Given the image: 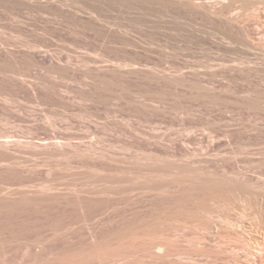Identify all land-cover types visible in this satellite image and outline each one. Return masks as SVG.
Returning a JSON list of instances; mask_svg holds the SVG:
<instances>
[{"label": "rangeland", "instance_id": "rangeland-1", "mask_svg": "<svg viewBox=\"0 0 264 264\" xmlns=\"http://www.w3.org/2000/svg\"><path fill=\"white\" fill-rule=\"evenodd\" d=\"M36 1L0 0V264H264V201L256 199L264 190L263 21L251 23L247 1L210 0L244 19L232 30L187 0L184 10L172 0V9L158 0H83V13ZM93 16L124 33L104 32ZM243 25L259 38L252 67L263 77L244 71ZM118 185L129 186L132 205L115 204ZM162 185L169 191L155 195ZM217 194L237 204H220ZM174 200L183 209L176 216Z\"/></svg>", "mask_w": 264, "mask_h": 264}, {"label": "bare ground", "instance_id": "bare-ground-1", "mask_svg": "<svg viewBox=\"0 0 264 264\" xmlns=\"http://www.w3.org/2000/svg\"><path fill=\"white\" fill-rule=\"evenodd\" d=\"M1 1H3V0H1ZM8 1H10V0H8ZM14 1L17 2L18 0H14ZM14 1L11 0V3H12L13 5H14ZM20 1H21V0H19V2H20ZM32 1H33V0H22V4H23V5H26V6H27V5H28V6H29V5H35V4H33L35 0L33 1V3H32ZM39 1H40V0H39ZM39 1H38V2H39ZM81 1H83V0H63V1H62V0H59L60 3H58L57 1H54V0H46V1L41 0V2H39V4L37 3V1H36V3H37L38 5H41V7L44 6V7H46V8H49L50 10H51L52 8H54V5H55V4H56V5L58 4V7H59V8H60V7H63V11H64V10H65V9H64L65 6H66V8H67V6H69V7L71 6L72 8H71V7H70V8H71L72 10H73V7H74V9H76V10H80V9H82L81 6L84 7V4H81V3H82ZM89 1H90V0H89ZM92 1H93V0H91L90 3L93 4ZM94 1L97 2V1H101V0H94ZM106 1H107V0H106ZM130 1H131V0H130ZM141 1H144V2H145V0H141ZM146 1H147V0H146ZM153 1H154V0H153ZM156 1H157V0H156ZM175 1H176V2H174V1L172 0V2L174 3V5L177 3V4H179V6H181V8L184 6V3L186 2V0H175ZM188 1H190V3H191L190 6H191V7H194V8L192 9V11H193V10L195 11V9H198V10H201V9H202V10H204L206 13H208V14H206L207 16H210V15H212L213 17L216 16V17H218L219 19L216 18V17H215V19H218V20L221 19V20L223 21L224 24L226 23L227 26H228V25H232V27H233V26H234V27H235V26H238V23H241V21L244 20V19H242V20H240V22H239V18L237 17V16H238L237 13H235V11H234V13H235L236 15L233 13V8H232V9L230 8V9L228 10L227 7H226V8L223 7V9L225 8V10H224L225 12H223V9L219 6L221 9L219 8L220 10H218V6H216L217 8L215 7V5H217V3H215V5L212 6V2H213V0H211L212 2H211L210 0H209V1H208V0H207V1H206V0H203V1H202V0H201V1H200V0H187V2L185 3L186 6L188 5V4H187ZM197 1H198V2H197ZM230 1H231V0H230ZM237 1H238V0H237ZM240 1H241V0H240ZM242 1H244V0H242ZM246 1H247V2H246ZM246 1H244V2L247 3V7H246L247 11H245V12H249V14L246 13V15H247V16L249 15L250 17H249V16H248V17H249V18H252V19L250 20V21H252L251 23L254 25V23H256V20H258L259 22H262V21H263V22H262L263 24L260 25L261 27L259 28V32L257 31V33H256V32H255V33L257 34V36L260 35V37H259L260 40H258L259 38H256L258 41H260V43H259L258 45H259V46H260V44L264 45V44H263V43H264V42H263V41H264V8H263V6H264V0H246ZM19 2H17V3H19ZM55 2H57V3H55ZM101 2H102V1H101ZM104 2H105V1H104ZM111 2H112V1H111ZM131 2H132V1H131ZM137 2H138V1H137ZM139 2H140V1H139ZM139 2H138V3H139ZM158 2H160V3H161V2H164V4H166L165 2H168V3H169V1H167V0H166V1L158 0ZM158 2H157V3H158ZM170 2H171V0H170ZM214 2H216V1H214ZM214 2H213V4H214ZM235 2H236V0H235ZM11 3H10V4H11ZM17 3H16V4H17ZM24 3H25V4H24ZM85 3H86V5L89 4V2H87V0H86ZM102 3H103V2H102ZM102 3H101V4H102ZM146 3H147V2H146ZM148 3H149V2H148ZM151 3H152V1H151ZM154 3H155V2H154ZM157 3H155V4H157ZM160 3H159V4H160ZM173 3H172V4H173ZM225 3H226V2H225ZM225 3H224V4H225ZM231 3H232V1L230 2V4H231ZM233 3H234V2H233ZM246 3H245V5H246ZM8 4H9V2H8ZM16 4H15V5H16ZM19 4H20V3H19ZM19 4H18V5H19ZM22 4H20V5H22ZM98 4H100V3L97 2L96 5H98ZM142 4H143V3H142ZM169 4L171 5V3H169ZM169 4H166V5L169 6ZM220 4H221V3H220ZM230 4H228V7H229V6H230V7L232 6V5H230ZM3 5H4V2H3ZM15 5H14L13 7H15ZM56 5H55V7H57ZM94 5H95V4H94ZM130 5H131V4H130ZM218 5H219V4H218ZM221 5H223V4H221ZM260 5H263V6H260ZM6 6H7V5H6ZM6 6H5V7H6ZM36 6H37V5H36ZM89 6H90V4H89ZM89 6L87 5V7H89ZM128 6H129V5H128ZM132 6H133V5H132ZM139 6H140V5H139ZM150 6H151V5H149V6L146 5V7H148V9L150 8ZM157 6H158V5H157ZM159 6H160V5H159ZM163 6H164V5H163ZM172 6H173V5H172ZM186 6H185V7H186ZM190 6L188 5V7H190ZM224 6H225V5H224ZM226 6H227V4H226ZM0 7H1V6H0ZM8 7H9V6H8ZM16 7H17V6H16ZM18 7H19V6H18ZM20 7H21V6H20ZM29 7H34V6H29ZM37 7H38V6H37ZM44 7H43V8H44ZM51 7H52V8H51ZM85 7H86V6H85ZM94 7H96V6H94ZM103 7L105 8V6L103 5V6L101 7V9H102ZM143 7H144V6H143ZM161 7H162V6H161ZM166 7H167V6H166ZM170 7H171V6H169V8H170ZM175 7H176V6H175ZM232 7H233V6H232ZM24 8H25V6H24ZM39 8H40V6H39L37 9L40 10V11H42V8H41V9H39ZM46 8H44V9H46ZM154 8H156V5L154 6ZM159 8H160V7H159ZM172 8H174V7H171L170 9H172ZM181 8H180V9H181ZM1 9H3V8H1ZM9 9H10V7H9ZM12 9H13V8H12ZM18 9H19V8H18ZM31 9H32V8H30V10H31ZM34 9H35V8H34ZM34 9H32V11H33ZM37 9H35V10H37ZM49 9H48V10H49ZM56 9L58 10V8H56ZM85 9H88V11H89L90 8H85ZM92 9H93V8L91 7L90 11H91ZM105 9H106V8H105ZM139 9H140V8H139ZM141 9H142V8H141ZM144 9H146V8H144ZM161 9H163V8H161ZM177 9H178V11L180 10L179 7H178V8L176 7V10H177ZM182 9H183V8H182ZM182 9H181V11H183L185 8H184L183 10H182ZM186 9H187V8H186ZM190 9H191V8H190ZM244 9H245V8H244ZM5 10H7V8H6ZM21 10H22V8H21ZM21 10H20V11H21ZM35 10H34L33 12H35ZM54 10H55V8H54ZM60 10H61V9H60ZM60 10H58V11H60ZM67 10H68V8H67ZM76 10H73V11H76ZM83 10H84V8H83ZM83 10H82V11L80 10V11L83 13ZM98 10H100V9H98ZM98 10H95V11H98ZM103 10H104V9H103ZM198 10H196V11H198ZM202 10L199 11L198 13H202V12H203V15H205L204 11H202ZM235 10H236V9H235ZM237 10H238V9H237ZM15 11H16V10H15ZM18 11H19V10H18ZM43 11H44V10H43ZM52 11H53V10H52ZM58 11H56V12H54V13H57ZM61 11H62V10H61ZM63 11H62V12H63ZM80 11H78L79 14H80ZM85 11H86V10H85ZM90 11H89V12H90ZM143 11H144V10H143ZM143 11H142V12H143ZM145 11H146V10H145ZM145 11H144V12H145ZM172 11H173V10H172ZM174 11H175V9H174ZM174 11H173V12H174ZM181 11H180V12H181ZM189 11H190V10H189ZM13 12H14V11H13ZM13 12H12V13H13ZM16 12H17V11H16ZM29 12H31V11H29ZM62 12H61L60 14H64V13H62ZM76 12H77V11H76ZM76 12H75V13H76ZM100 12H101V10H100ZM180 12H178V13L180 14ZM183 12H184V11H183ZM238 12H239V11H238ZM0 13H1V12H0ZM10 13H11V12H10ZM18 13H19V12H18ZM20 13H21V12H20ZM20 13H19V14H20ZM22 13H24V12H22ZM27 13H28V12H27ZM27 13H26V14H27ZM35 13H36V12H35ZM38 13H40V12H38ZM50 13H51V12H50ZM84 13H85V12H84ZM136 13H137V12H136ZM145 13H146V12H145ZM181 13H182V12H181ZM194 13H195V12H194ZM194 13H192V14H194ZM232 13H233V14H232ZM3 14H5V13H3ZM13 14H14V13H13ZM26 14H25V15H26ZM28 14H29V13H28ZM46 14H47V13H46ZM48 14H49V13H48ZM66 14H67V13H66ZM69 14L71 15L72 13H69ZM73 14H74V13H73ZM76 14H77V13H76ZM88 14H89V13H88ZM91 14H92V12H91ZM96 14H97V13H96ZM174 14H175V13H174ZM189 14H191V13L189 12ZM209 14H210V15H209ZM244 14H245V13H244ZM6 15H8V14H6ZM16 15H17V14H16ZM16 15H15V16H16ZM32 15H33V14H32ZM36 15H37V14H36ZM55 15H56V14H55ZM74 15H75V14H74ZM93 15L95 16V14H93ZM97 15H98V14H97ZM170 15H171V14H170ZM200 15H201V14H200ZM26 16H27V15H26ZM34 16H35V15H34ZM37 16H38V15H37ZM39 16H40V15H39ZM41 16H43V15H41ZM57 16H58V14H57ZM62 16H63V15H62ZM62 16H61V17H62ZM65 16H66V15H65ZM65 16H64V17H65ZM75 16H76V15H75ZM90 16H92V15H90ZM94 16H93V19L96 18L95 23H97L98 21H100V20H97V17L94 18ZM98 16H99V15H98ZM160 16H161V15H160ZM162 16H164V15H162ZM171 16H173V15H171ZM174 16H175V15H174ZM176 16H177V15H176ZM197 16H198V15H197ZM212 16H210V18H211ZM239 16H241L240 13H239ZM244 16H245V15H244ZM11 17H12V16H11ZM29 17H31V16H29ZM45 17H46V16H45ZM58 17H60V16H58ZM66 17H67V16H66ZM68 17H69V16H68ZM73 17H74V16H73ZM73 17H72L71 19H73ZM80 17H81V16H80ZM179 17H180V16H179ZM12 18H13V17H12ZM20 18H21V17H20ZM25 18H26V17H25ZM39 18H40V17H39ZM78 18H79V17H78ZM175 18H176V17H175ZM208 18H209V17H208ZM240 18H241V17H240ZM249 18H248V19H249ZM254 18L256 19L255 22L253 21ZM64 19H65V18H64ZM90 19L92 20V17H90ZM102 19H104V18H102ZM102 19H101V20H102ZM12 20H13V19H12ZM21 20H22V19H21ZM62 20H63V19H62ZM82 20H83V19H82ZM261 20H262V21H261ZM13 21H14V20H13ZM69 21H72V20H69ZM79 21H80V20H79ZM210 21H211V19H210ZM248 21H249V20H248ZM248 21H247V22H248ZM15 22H16V21H15ZM19 22H20V21H19ZM23 22H24V21H23ZM67 22H68V20H67ZM75 22H76V20H75ZM93 22H94V21H92V23H93ZM103 22H104V21H103ZM107 22H108V21H107ZM111 22H112V21H111ZM111 22H110V24H112ZM213 22H214V21H213ZM244 22H246V21H243V23H244ZM253 22H254V23H253ZM21 23H22V22H21ZM77 23L79 24V22H77ZM77 23H76V24H77ZM95 23H94V24H95ZM100 23H101V21L99 22L98 26H97L96 24H95V25L99 28ZM220 23H221V22H220ZM223 23H221V24L223 25ZM248 23H249V22H248ZM251 23H250V24H251ZM71 24H72V22H71ZM73 24H75V23L73 22ZM94 24H92V25H94ZM107 24H108V23H107ZM114 24H115V23H114ZM241 24H242V23H241ZM244 24H245V23H244ZM252 24H251V25H252ZM259 24H261V23H259ZM102 25H103V24L100 25L101 28H99V29H102V28H103V29H104V28H108V25H109V24L107 25V27L105 26V25H106L105 23H104V26H105V27H102ZM116 25H118V24L116 23ZM215 25H218V24H215ZM239 25H240V24H239ZM245 25H246V24H245ZM71 26H72V25H71ZM109 26H111V25H109ZM113 26L115 27V25H113ZM227 26H226V27H227ZM247 26H248V25H247ZM258 26H259L258 24H257V26H256V24H255V26H253V27H255V28L257 29ZM92 27H93V26H92ZM94 27H95V26H94ZM111 27H112V26H111ZM114 27H112V32H114V29H113ZM118 27H119V28H118V29H119L118 31H121V32L124 33V30L120 27V25H119ZM218 27H219V26H218ZM229 27H230V26H228L227 28H229ZM234 27H233V28H234ZM238 27H239V26H238ZM243 27H244V25L242 26V28H243ZM249 27H250V25H249ZM249 27H248V28L244 27V28L247 29V30L245 29V30H246L245 33H244V31L242 30V28H241L243 36H244V34H245V39H246V41H244V42H245V47H246L245 49L247 50L246 53H247V55H248V56L246 57L247 59L244 57V59H245L246 62H244V60H242V61H243L244 63H247V61H248V63H249V65H248L247 68L244 69V68H243L244 66L241 67V68H243L244 71H245L246 69L248 70V68H249L250 71H248V72H253V71L256 72V70H257V73H258L259 71L262 72L261 69L257 68V69L254 70L253 67H254L256 64L253 65V67H252V64L254 63V62L252 63V61H256V60H255V59H256L255 57L258 56V55H257V51H256V52L254 51V50L257 48V46H258V45L256 46V44H257L258 41H254V40H256V39H254V37H253V35H255V33L252 34L253 31L249 30V31H251V32H248V29H252V27H250V28H249ZM116 28H117V27H116ZM128 28H129V27H128ZM156 28H157V27H156ZM175 28H176V27H175ZM230 28H231V27H230ZM233 28H231V30H232ZM255 28H253V30H255ZM71 29H72V28H71ZM94 29H95V28H94ZM160 29H161V27H160ZM169 29H170V28H169ZM171 29H172V28H171ZM109 30H110V29H109ZM115 30H116V29H115ZM127 30H128V29H127ZM158 30H159V29H158ZM224 30H225V29H224ZM234 30H236V29H234ZM238 30H240V29H238ZM238 30H237V31H238ZM101 31H102V30H101ZM106 31H108V30H106ZM116 31H117V30H116ZM116 31H115V32H116ZM118 31H117V32H118ZM169 31H170V30H169ZM176 31H177V30H176ZM225 31L228 33L227 30H225ZM255 31H256V30H255ZM104 32H105V29H104ZM112 32H111V31H110V32L108 31L107 34H106V33H105V34H106V35H109L108 33L111 34ZM115 32H114V33H115ZM117 32H116V34H117ZM125 32L127 33V32H129V31H125ZM229 32H230V31H229ZM233 32H234V31H233ZM235 32H236V31H235ZM118 33H120V32H118ZM130 33H131V32H130ZM237 33H240V32H237ZM258 33H259V35H258ZM225 34H226V33H225ZM231 34H232V33H231ZM235 34H236V33H235ZM232 35H233V37L237 36V35L234 36V34H232ZM255 36H256V35H255ZM257 36H256V37H257ZM237 37H238V36H237ZM239 37H240V38H239ZM239 37H238L239 39L242 38L241 35H240ZM232 39H233V38H232ZM236 39H237V38H236ZM240 41H242V40H240ZM232 43H233V42H232ZM235 43H239V41H236ZM235 43H234V44H235ZM239 44H240V43H239ZM239 44H236V45L239 46ZM241 44H242V43H241ZM241 44H240V45H241ZM242 45H243V44H242ZM33 46H34V44H33ZM28 47H29V46H28ZM36 47H37V46H36ZM38 47H39V46H38ZM243 47H244V46H242V49H243ZM260 47H261V46H260ZM262 47H263V46H262ZM33 48H35V47H33ZM233 48H235V47H233ZM239 48H240V47H238V51H239ZM263 48H264V47H263ZM263 48L261 49L262 51H263ZM36 49H37V48H36ZM36 49H35V50H36ZM235 49H236V48H235ZM242 49H241V50H242ZM245 49H243V50H245ZM257 49H258V48H257ZM33 50H34V49H33ZM35 50H34V51H35ZM236 50H237V49H236ZM243 50H242V51H243ZM261 50H260L259 52H261ZM259 52H258V54H259ZM237 53H238V52H237ZM241 54H242V53H241ZM243 54H244V53H243ZM237 55H238V54H237ZM261 55H262V54H261ZM261 55H260V56H261ZM241 56H242V55H241ZM241 56H239V57H241ZM260 56H259V57H260ZM262 58H263V57H262ZM253 59H254V60H253ZM44 60H46V57L44 58ZM239 60H240V59H239ZM263 60H264V59H263ZM263 60H262V61H263ZM240 61H241V60H240ZM240 61H239V62H240ZM260 61H261V60H260ZM233 62H234V61H233ZM237 63H238V62H237ZM244 63H243V64H244ZM256 63H257V62H256ZM260 63H262V62H260ZM260 63H259V64H260ZM235 64H236V62H235ZM240 64H241V62H240ZM259 64H258V65H259ZM232 65H234V64H232ZM238 65H239V64L235 65V66H234V69H235V68L237 69ZM262 65H263V64H262ZM225 66L227 67L228 65H225ZM236 66H237V67H236ZM246 66H247V65H246ZM246 66H245V67H246ZM259 66H260V65H259ZM228 67H229V66H228ZM228 67H227V68H228ZM231 67H232V66H231ZM255 67H256V66H255ZM257 67H258V66H257ZM261 67L263 68V66H261ZM261 67H260V68H261ZM223 68H224V66H223ZM252 68H253V69H252ZM229 69H230V68H229ZM236 69H235V70H236ZM243 69H242V70H243ZM258 69H259V70H258ZM263 69H264V68H263ZM225 70H226V68H225ZM227 70H228V69H227ZM231 70H232V69H231ZM231 70H229V71L231 72ZM247 70H246V71H247ZM238 71H239V70H238ZM238 71H237V72H238ZM263 71H264V70H263ZM239 72H240V75H241V71H239ZM254 72H253V73H254ZM260 72H259V73H260ZM253 73H252V74H253ZM257 73H255V74L258 75ZM261 74H263V73H260V75H261ZM245 75H246V73H245ZM248 75L250 76L251 73L248 74ZM242 76H243V75H242ZM251 76H252V75H251ZM251 76H250V77H251ZM258 76H259V75H258ZM261 76H262V75H261ZM244 77H245V76H244ZM250 77H249V78H250ZM256 77H257V76H256ZM262 77H263V76H262ZM262 77H261V78H262ZM247 78H248V77H247ZM253 78H254V77H253ZM251 79H252V78H251ZM259 79H260V78H259ZM246 80H247V79H246ZM248 80H249V79H248ZM258 81H259V80H258ZM261 81H262V80H261ZM257 85H258V84H257ZM258 86H259V85H258ZM255 87H256V86H255ZM256 88H258V87H256ZM256 88H255V89H256ZM255 93L258 94L256 91H255ZM262 93H263V92H261V94H262ZM262 95H263V94H262ZM253 96H256V95H253ZM258 96H259V94H258ZM263 96H264V95H263ZM256 97H257V96H256ZM256 97H254V98L256 99ZM259 97H260V96H259ZM259 97H258V98H259ZM251 98H252V97H251ZM263 98H264V97H263ZM247 99H248V98H247ZM248 100H250V99H248ZM253 101H254V100H253ZM258 101H260V100H258ZM263 101H264V100H263ZM257 105H258V104H257ZM259 105H260V104H259ZM252 106H253V105H252ZM255 106H256V105H255ZM254 108H255V107H254ZM258 108H259V107H258ZM262 109H263V108H262ZM259 110H260V109H259ZM257 111H258V110H257ZM262 149H263V148H262ZM245 151H246V150H245ZM252 151L254 152V150H252ZM252 151H251V152H252ZM261 151H262V150H261ZM261 151H260V152H261ZM253 152H252V153H253ZM256 152H257V150H256ZM260 152H259V153H260ZM244 154H246V153H244ZM247 154H248V153H247ZM247 156H248V155H247ZM254 156H255V155H254ZM259 161H260V160H259ZM249 162H250V161H249ZM253 163H255V162H253ZM260 163L262 164V162H260ZM255 164H256V163H255ZM261 164H260V165H261ZM252 165H254V164H252ZM258 165H259V164H258ZM255 167H256V165H255ZM257 167H258V166H257ZM252 168H253V167H252ZM233 173H234V172H233ZM237 174H238V173H237ZM233 175H235V174H233ZM240 177H241V176H240ZM262 178H263V177H262ZM238 179H239V178H238ZM242 180H243V177H242ZM233 181H235V180H233ZM209 183H210V182H209ZM165 184H166V183H165ZM167 184H168V183H167ZM167 184H166V185H167ZM172 184H173V183H172ZM211 184H213V183L211 182ZM236 184H237V183H236ZM238 184H239V182H238ZM159 185H160V184H159ZM208 185H209V184H208ZM121 186H123V185H120V186L118 185V188H115L114 191H115V190H116V191H117V190H120L119 192H118V191H117V192L115 191V192L118 194V193L121 192V189H119V187L122 188V192L120 193L122 196L119 195V194H118V195L123 199L121 202L125 201L126 204H127V201H126L127 198H129L128 201H131V200H132L130 197H127V196H131V195H129V194L127 193V192H129V191H128V187H129V186H123V187H127V188H123V187H121ZM152 186L154 187V185H152ZM152 186L147 187V189H149V190H147L146 192H148V191L150 192V193H149V196H150V194L153 195L154 192H155V195H156V194H157V191H159L161 194H162V193H165V194H166V191L168 190V189H167L168 186L165 188V186L163 187V185H162L163 188L157 186L156 191L152 192V191H150V189H151ZM169 186H170V185H169ZM171 186H172V185H171ZM171 186H170V188H171ZM238 186H241V185L239 184ZM238 186H237V187H238ZM260 186H261V185H260ZM262 186H263V185H262ZM131 187H132L131 189H134V191L136 190V192H137V190H138L137 188H134L133 186H131ZM153 187H152V188H153ZM158 187H159V188H158ZM207 187H211V186H207ZM212 187H213V185H212ZM214 187H215V186H214ZM214 187H213V188H214ZM251 187H252V186H251ZM144 188H146V187H143L142 189H144ZM154 188H155V187H154ZM216 188H217V187H216ZM216 188H215V189H216ZM224 188H225V187H224ZM238 188H239V187H238ZM253 188H254V187H253ZM256 188H257V187H256ZM256 188H255V189H256ZM263 188H264V186H263ZM126 189H127V191H126ZM131 189L129 188V190H131ZM215 189H213V190H211V191L214 193V191H215V192L217 191V190H215ZM217 189H218V190H219V189L221 190V189H223V188H217ZM258 189H259V187H258ZM258 189H256V190L258 191ZM140 190H141V189H140ZM140 190H138V191H140ZM145 190H146V189H145ZM145 190H144V191H145ZM152 190H153V189H152ZM239 190H240V189H239ZM261 190H262V189H261ZM124 191H125V192H124ZM131 191H132V190H131ZM168 191H169V190H168ZM241 191H242V190H241ZM243 191H245V190H243ZM259 191H260V190H259ZM262 191H264V190H262ZM262 191H260L259 194H258V193L256 194V199H257L258 197H262V200L264 201V199H263V197H264V192H262ZM112 192H113V191H112ZM112 192H111V193H112ZM115 192H114V194H115ZM146 192H145V194H146ZM151 192H152V193H151ZM159 192H158L157 196H158V195L160 196ZM207 192H208V191H206V194H209V193H207ZM212 192H210V194H211ZM222 192H223V191H222ZM126 193H127V194H126ZM130 193L133 194V192H130ZM168 193H169V192H167V196H168L169 194H171L172 192H170L169 194H168ZM213 193H212V194H213ZM216 193H217V192H216ZM218 193H219V192H218ZM236 193H237V192L234 193L235 196H237V195H241V194H242L243 196H245L244 198H247L246 195H244L245 192H243V193L241 192V194H238V193H240V192H238L237 195H236ZM138 194H139L140 196H143V195H144L143 192L141 193V191H140V193H138ZM141 194H143V195H141ZM165 194H164V196H165ZM201 194H203V193H201ZM222 194H223V193H222ZM245 194H246V193H245ZM105 195H106V194H105ZM108 195H111V194L109 193ZM112 195H113V193H112ZM112 195H111V197H110V196H108V197H110V199H111V198H112ZM118 195L115 194V196L113 195V197H116V196H118ZM146 195H148V194H146ZM197 195H198V193H197ZM213 195L216 196V194H213ZM219 195H220V194H219ZM219 195L217 194V198H218L219 201H220V199H221L222 196L220 195L221 197L219 198V197H218ZM242 195H241V196H237L236 199H237L238 197L241 198ZM248 195H249V194H248ZM106 196H107V195H106ZM132 196H136V195H132ZM162 196H163V194H162ZM170 196H172V194H171ZM191 196H192V195H191ZM198 196H199V195H198ZM201 196H202V195H201ZM208 196H209V195H208ZM210 196H212V195H210ZM232 196H233V195H232ZM235 196L231 197V198L233 199V201H234V199H235V198H234ZM250 196H251V195H250ZM120 197H116V198H117V199L119 198V199L121 200ZM136 197H138V196H136ZM176 197H177V199H178V196H176ZM179 197H180V196H179ZM181 197H182V196H181ZM224 197H225V196H223V199H222V200H223L224 202H226L227 198H229L230 196H228V197L226 196V197H227L226 200H225ZM252 197H253V196H252ZM252 197H251V198H252ZM254 197H255V195H254ZM116 198L111 199L110 202H112V201H113L114 199H116ZM133 198H134V197H133ZM142 198H143V197H142ZM150 198H151V197H150ZM152 198H153V197H152ZM165 198H166V197H165ZM169 198H170V197L168 196L167 199L169 200ZM173 198H174V197L172 196V199H173ZM183 198H184V197H183ZM188 198H189V197H188ZM193 198H194V196H193ZM193 198H192V199H193ZM200 198H201V197H200ZM204 198H205V197H204ZM207 198H210V197H207ZM214 198H215V197L213 196V199H214ZM244 198H242V200H243ZM249 198H250V197H248L247 199L249 200ZM137 199H138V198H136V200H137ZM145 199H146V197H145ZM157 199H158V197H157ZM175 199H176V198H175ZM177 199H176V200H177ZM192 199H190V200H192ZM213 199H212V200H213ZM215 199H216V198H215ZM215 199H214V200H215ZM232 199H231V200H232ZM238 199H239V198H238ZM247 199H246V200H247ZM120 200H119V201H120ZM134 200H135V198H134ZM139 200H140V199H139ZM162 200H163V198H162ZM187 200H189V199H187ZM212 200L209 199V201H211V202H212ZM214 200H213V201H214ZM222 200H221V201H222ZM231 200L229 199L230 203H231ZM260 200H261V199H260ZM119 201L115 200V204H118V203H119V206H120V205H121V206H122V205H125L124 202H123V204H121V202H119ZM132 201H133V200H132ZM132 201H131V202H132ZM141 201H143V199H142ZM146 201H147V200H146ZM149 201H150V200H148V203H149ZM152 201H153V199L151 200V202H152ZM159 201H160V199H159ZM164 201H165V200H164ZM164 201H163V203H164ZM174 201H175V200H174ZM179 201H180V200H179ZM184 201H186V200H184ZM194 201H195V200H194ZM196 201H197V199H196ZM198 201H199V200H198ZM206 201H208V200L206 199ZM206 201L203 200L202 202H205V203H206ZM209 201L207 202V205H208ZM215 201H216V200H215ZM219 201H218V202H219ZM221 201H220V202H221ZM223 201H222V202H223ZM229 201L227 200L228 204H229ZM237 201H239V200H237ZM244 201H245V200H244ZM244 201H243V202H244ZM253 201H254V200H253ZM257 201H259V199H258ZM108 202H109V201H108ZM116 202H117V203H116ZM133 202H134V201H133ZM137 202H138V201H136V203H134V205H136ZM139 202H140V201H139ZM139 202H138V203H139ZM153 202H156V201H153ZM165 202H166V201H165ZM169 202H170V201H169ZM169 202H168V203H169ZM171 202H172V204H173V201H172V200H171ZM171 202H170V203H171ZM175 202H176V201H175ZM175 202H174V204H175ZM192 202H193V201H192ZM200 202H201V200H200ZM220 202H219V203H220ZM222 202H221L220 204H223V203H224V202H223V203H222ZM241 202H242V201H241ZM113 203H114V201H113ZM113 203H112V204H113ZM157 203H158V202H157ZM176 203H177V202H176ZM178 203H179V202H178ZM178 203H177V204H178ZM182 203H183V202H182ZM184 203H186V202H184ZM184 203H183V204H184ZM189 203H190V202H189ZM234 203H236V202L234 201ZM255 203H256V201H255ZM255 203H254V206H253V207H257V203H256V204H255ZM129 204L132 205V203L128 202L127 206H128ZM143 204H144V203H143ZM151 204L153 205V204H155V203H151ZM161 204H162V202H161ZM164 204H165V203H164ZM186 204H187V203H186ZM190 204H191V203H190ZM195 204H196V203H194V204H192V205H195ZM197 204H198V202H197ZM199 204L202 205L201 208H203V209H204V207H206V208L208 207L206 204H204L205 206H204L202 203H199ZM212 204H213V203H212ZM216 204H217V201H216ZM236 204H237V203H236ZM236 204H235V205H236ZM258 204H259V202H258ZM263 204H264V202H263ZM263 204H262V205H263ZM113 205H114V204H113ZM113 205L109 204V207H110V206H111V208H115V207H117L116 205H115V206H113ZM139 205H140V203H139ZM148 205H149V204H148ZM152 205H151V206H152ZM156 205H157V204H156ZM158 205H159V204H158ZM179 205L182 206V204H180V203H179L177 206H179ZM184 205H185V204H184ZM226 205H227V203L225 204V206H226ZM229 205H230V204H229ZM233 205H234V204H233ZM235 205H234V208H236ZM154 206H155V205H154ZM163 206H164V205H163ZM163 206H162V207H163ZM166 206H167V205H166ZM187 206H188V205H187ZM187 206H186V207H187ZM190 206H191V205H190ZM195 206H196V205H195ZM199 206H200V205H199ZM209 206H210V207H212V206L214 207V205H210V204H209ZM216 206H217V205H216ZM260 206H261V205H260ZM107 207H108V206H107ZM130 207H132V206H130ZM134 207L138 210V207H136V206H134ZM155 207H158V206H155ZM162 207H161V208H162ZM167 207H168V206H167ZM169 207H170V204H169ZM174 207H175V206H174ZM174 207H172V208H174ZM188 207H189V206H188ZM191 207H192V206H191ZM191 207H189V208H191ZM213 207L210 208V209L207 208L208 210L205 209L204 211L207 210V212H209V211H211V209H212V210L214 211V213H216L217 210H218V208H217V210H214ZM217 207H220V206L218 205ZM253 207H252V208H253ZM258 207H259V206H258ZM120 208H121V207H120ZM120 208H119V211H120ZM127 208H128V207H127ZM141 208H142V207H141ZM141 208H140V209H141ZM149 208H150V207H149ZM149 208H148V209H149ZM164 208H165V207H164ZM164 208H163V209H164ZM170 208H171V207H170ZM183 208H184V207H183ZM193 208H195V207H193ZM199 208H200V207H199ZM199 208H198V209H199ZM220 208H221V207H220ZM222 208H223V205H222ZM222 208H221V210H223ZM227 208H228V207H227ZM229 208H230V207H229ZM232 208H233V207H232ZM238 208H239V207H238ZM259 208H260V207H259ZM262 208H263V207H262ZM128 209H129V208H128ZM130 209H134V208H130ZM142 209H143V208H142ZM142 209H141V210H142ZM155 209H157V208H155ZM167 209H168V208H167ZM179 209H180V206H179L178 210H177V208L175 209V210H177V212L175 211V212H176V213H175V216H176L177 213H179V212H181V211L183 210L182 207H181L182 210H179ZM195 209H197V206H196ZM195 209H193V210L195 211ZM198 209H197V210H198ZM203 209H202V210H203ZM256 209H257V208H256ZM107 210H111V209H110V208H108V209H106V210L103 209V211L105 212V214H106V211H107ZM115 210H117V208H115L114 211H115ZM121 210L123 211V208H122ZM124 210H126V209L124 208ZM141 210H140V211H141ZM150 210H151V209H150ZM150 210H149V211H150ZM199 210L201 211V209H199ZM229 210H230V209H229ZM231 210H232V209H231ZM231 210H230V211H231ZM240 210H241V209H240ZM244 210H245V207H244ZM246 210H247V209H246ZM260 210H261V212H262L263 209H260ZM112 211H113V210H112ZM133 211H134V210H133ZM138 211H139V210H138ZM140 211H139V213H140ZM158 211H159V210H158ZM162 211H163V210H162ZM165 211H166V210H165ZM165 211H163V212H165ZM167 211L169 212V209H168ZM167 211H166V212H167ZM170 211H171V210H170ZM184 211H189V209H188V210H184ZM184 211H183V212H184ZM215 211H216V212H215ZM218 211H219V210H218ZM224 211H226V210H224ZM232 211H233V210H232ZM104 212H103V213H104ZM108 212H109V211H108ZM126 212H127V211H126ZM126 212L123 213V214H125V216H126ZM134 212H136V210H135ZM141 212H142V211H141ZM152 212H153V210H152ZM152 212H151V213H152ZM156 212H157V211H156ZM156 212H155V210H154L153 213L156 214ZM172 212H173V209H172ZM197 212H198V211H197ZM197 212H195V213H197ZM202 212H203V211H202ZM202 212H201V213H202ZM207 212H206V213H207ZM220 212H221V211H220ZM243 212H244V211H243ZM245 212H246V211H245ZM247 212H248V211H247ZM261 212H260V214H261ZM109 213H110V212H109ZM109 213H108V214H109ZM117 213H118V211H117ZM120 213H121V211H120ZM144 213H145V212H144ZM147 213H150V212L147 211ZM153 213H152V214H153ZM184 213H185V212H184ZM189 213H191V211H190ZM198 213H199V212H198ZM198 213H197V214H198ZM209 213H212V212H209ZM209 213H207V214H209ZM240 213H241V212H240ZM248 213H249V212H248ZM254 213H256V212L252 211V214H251V215H252V218H253V219H254V218H257V219H255V221L257 220V221L259 222V220H258L259 217H257L258 215L256 216V214L254 215ZM263 213H264V211H263ZM263 213H262V214H263ZM100 214H102V213H100ZM105 214H104V215H105ZM118 214H119V213H118ZM123 214H122V215H123ZM136 214H137V212H136ZM159 214H160V213H158L157 215H159ZM169 214L172 215L171 212H169ZM180 214H181V213H180ZM186 214H188V213H186ZM186 214H185V215H186ZM203 214H204V213H203ZM207 214H205V216L203 215V216H204L203 218H205ZM245 214H246V213H244V215H245ZM257 214H259V213L257 212ZM106 215H107V214H106ZM137 215H138V214H137ZM144 215H145V214H144ZM147 215H148V214H147ZM150 215H151V214H150ZM166 215H167V213H166ZM166 215H165V217H166V219H167V216H166ZM170 215H169V216H170ZM178 215H179V214H178ZM178 215H177V217H179ZM188 215H189L188 217L190 218L191 214H188ZM193 215H194V213H193ZM193 215H192V216H193ZM195 215H196V214H195ZM195 215H194V216H195ZM199 215L201 216V214H199ZM211 215H213V214H211ZM239 215H241V214H239ZM253 215L256 216V217H253ZM120 216H121V215H120ZM125 216H124V217H125ZM139 216H140V214H139ZM151 216H152V215H151ZM163 216H164V214H163ZM169 216H168V217H169ZM173 216H174V214H173ZM181 216L183 217V214H181L180 217H181ZM186 216H187V215H186ZM200 216H199V217H200ZM207 216H208V215H207ZM241 216H242V215H241ZM241 216H240V217H241ZM124 217L122 216V218H124ZM153 217H155V215L152 216V218H153ZM158 217H159V216H158ZM171 217H172V216H171ZM177 217H176V218H177ZM182 217H181V218H182ZM195 217H197V216H195ZM246 217H247V216H245V218H246ZM120 218H121V217H120ZM142 218H144V219H141V217H139V219L142 220L141 224H142V223H145V219H146V217H143V216H142ZM152 218H150V219H152ZM160 218H162V217L160 216ZM160 218H158V219H160ZM176 218L174 217L173 219H175V221H176V220L178 221V219H176ZM185 218H186V217H185ZM227 218H228V217H227ZM229 218H231V217H229ZM229 218H228V219H229ZM241 218H242V217H241ZM249 218H250V217H249ZM156 219H157V217H156ZM156 219H154V220H156ZM183 219H184V218H182V220H183ZM228 219H227V220H228ZM260 219H261V217H260ZM125 220H126V219H125ZM134 220H136V218H135ZM137 220H138V219H137ZM137 220H136V221H137ZM140 220H138L139 223H140ZM143 220H144V221H143ZM148 220H149V218H148ZM161 220H162V219H161ZM171 220H172V218H171ZM186 220H187V219H186ZM204 220H205V219H204ZM136 221H133V222H136ZM138 221H137V222H138ZM152 221H153V220H152ZM152 221H151V222H152ZM156 221H157V220H156ZM179 221H180V219H179ZM232 221H234V220L232 219ZM232 221H228V222H229V223H230V222L232 223ZM260 221H261V220H260ZM262 221H263V218H262ZM146 222H147V221H146ZM157 222H158V221H157ZM157 222H153V223H157ZM180 222H182V221H180ZM183 222H185V221L183 220ZM258 222H257V223H258ZM139 223L136 224V225H139ZM148 223H149V222H148ZM148 223H147V224H148ZM234 223H235V222H234ZM259 223H261V226H262V223H264V221H263V222H259ZM259 223H258V224H259ZM133 224L135 225V223H132L131 226H134ZM145 224H146V223H145ZM145 224H144V225H145ZM149 224H150V223H149ZM258 224H257V225H258ZM136 225H135V226H136ZM144 225H143V226H144ZM150 225H151V224H150ZM154 225L156 226V224H154ZM259 225H260V224H259ZM259 225H258V226H259ZM139 226H140V225H139ZM155 226H154V227H155ZM263 229H264V228H263ZM260 235H261V234H260ZM263 235H264V234H263Z\"/></svg>", "mask_w": 264, "mask_h": 264}]
</instances>
